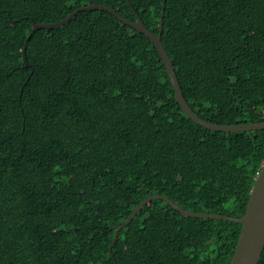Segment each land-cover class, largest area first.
<instances>
[{"label":"trees","instance_id":"obj_1","mask_svg":"<svg viewBox=\"0 0 264 264\" xmlns=\"http://www.w3.org/2000/svg\"><path fill=\"white\" fill-rule=\"evenodd\" d=\"M164 0H0V264H231L264 130L189 119L151 41ZM135 12L133 11V9ZM13 21V22H11ZM162 43L202 119L264 122V0H167ZM114 255V258L111 256ZM259 264H264V251Z\"/></svg>","mask_w":264,"mask_h":264},{"label":"water","instance_id":"obj_2","mask_svg":"<svg viewBox=\"0 0 264 264\" xmlns=\"http://www.w3.org/2000/svg\"><path fill=\"white\" fill-rule=\"evenodd\" d=\"M128 4L132 7L130 0H127ZM167 6V0L163 2V13L160 23V31L159 35L154 34L151 32L144 24L140 16L136 14L137 21L132 22L127 20L122 15L119 14L118 11L111 9L110 7L96 4L92 1L91 6L83 7L77 9L71 15H69L66 19L62 20L61 22L55 24H36L33 27L32 33L28 36L23 53V60L27 67H30L27 59V47L28 43L30 42L33 34L41 29H55L59 28L69 21H71L76 15L80 12L84 11H106L112 15H114L117 19L123 22L125 25L134 28L136 31L144 34L154 45V47L159 52V55L162 59L163 65L166 68L167 74L169 76L170 82L172 84L174 93H175V101L181 106L183 112L186 116L194 121L199 126L211 130L214 132H226V133H237V132H247V131H257V130H264V122L260 123H250V124H240V125H219L213 124L202 119L189 105L188 101L186 100L184 93L182 91V87L180 85L179 79L177 77L175 67L171 61L170 56L168 55L164 44L162 43V32H163V25H164V13ZM13 22V21H11ZM154 199H160L165 201L169 204L173 209L179 211L185 216L193 217V218H201V219H216V220H225L237 224L242 225L240 238L236 247L235 254L231 261V264H259L263 251H264V165L262 167L261 172L259 173L255 186L251 193V198L248 203L245 215L242 218H234L229 216L217 215V214H206V213H194L188 210H185L175 204L172 200H170L166 196L160 195H152L148 197L142 204H140L134 213L128 217L127 221L121 223V226L117 229L115 238L113 243L110 246L112 249L117 242L118 235L120 230L127 226L135 216L139 213V211L144 207V205L152 202ZM114 258V255L111 254Z\"/></svg>","mask_w":264,"mask_h":264}]
</instances>
